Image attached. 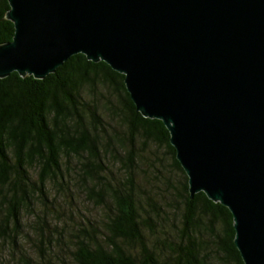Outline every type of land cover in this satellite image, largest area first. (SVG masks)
Returning <instances> with one entry per match:
<instances>
[{
	"label": "trees",
	"instance_id": "16d2710c",
	"mask_svg": "<svg viewBox=\"0 0 264 264\" xmlns=\"http://www.w3.org/2000/svg\"><path fill=\"white\" fill-rule=\"evenodd\" d=\"M10 9L0 0V44L16 34ZM85 197L103 213L69 215ZM235 238L228 207L192 197L169 129L138 111L125 74L78 54L43 79L0 78V253L11 263L245 264Z\"/></svg>",
	"mask_w": 264,
	"mask_h": 264
},
{
	"label": "water",
	"instance_id": "95a60500",
	"mask_svg": "<svg viewBox=\"0 0 264 264\" xmlns=\"http://www.w3.org/2000/svg\"><path fill=\"white\" fill-rule=\"evenodd\" d=\"M0 78L43 79L85 54L126 75L189 177L228 207L245 264H264V0H9Z\"/></svg>",
	"mask_w": 264,
	"mask_h": 264
},
{
	"label": "rangeland",
	"instance_id": "374dc122",
	"mask_svg": "<svg viewBox=\"0 0 264 264\" xmlns=\"http://www.w3.org/2000/svg\"><path fill=\"white\" fill-rule=\"evenodd\" d=\"M144 178V174H139L138 179L140 181H143ZM81 201V203L79 205H76L74 207V210L70 212L69 215H74L77 214L79 217H83L86 214H90L91 212H94L98 215H101L103 213V209L100 208L97 204L92 203L91 201H88L86 199V197L84 199H79ZM62 206V205H61ZM53 207H57L58 209H60V206L56 203ZM33 212H26V227L28 229V231L32 234L35 235L37 233V229H36V223H35V217L32 214ZM50 213H54L55 215L57 214V212L55 210H52V212L50 211ZM49 224H56L58 221L56 220V216L53 217H49ZM50 231L48 228H46V232ZM33 239L31 237H27L23 240H21V244H24L31 253L36 252V246L33 243H30L29 241ZM0 249H2V246L0 245ZM0 260L5 261L6 264H13L9 261V253L7 252H2L0 253Z\"/></svg>",
	"mask_w": 264,
	"mask_h": 264
}]
</instances>
